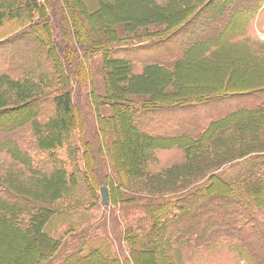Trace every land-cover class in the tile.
<instances>
[{
	"label": "trees",
	"instance_id": "obj_1",
	"mask_svg": "<svg viewBox=\"0 0 264 264\" xmlns=\"http://www.w3.org/2000/svg\"><path fill=\"white\" fill-rule=\"evenodd\" d=\"M40 1L0 0V20H11V23L17 24L9 37L0 40L1 45L14 44V48L9 51V62L3 69L0 68V86L9 84L15 89L17 98L30 94L29 102L36 106L26 120L12 127L5 124L8 115L0 110V150L21 163L30 175L44 182L48 189L50 185L53 186L51 191L55 195L54 200L65 196L71 197L77 205L93 203L100 186V161L94 159L95 163L92 164L88 154L84 153V168L73 164L78 158L71 134L83 128V121L70 91L65 90L72 74L71 43L74 37L78 39L81 33H85L86 26L80 23L76 11L71 10L69 0ZM252 1L230 0L220 7L221 14L213 12L209 17L201 16L200 24L195 25L196 29L179 34L185 36L187 41L196 38L192 43L195 50L202 45L203 39H207L206 46L221 50L219 55L228 61L231 55H238L230 42L234 33L243 30L263 3V0ZM50 2L54 3L53 6ZM6 5H11V12L5 16ZM50 8L54 10L53 19L48 15ZM180 12L177 11V16H181ZM241 19L243 22L238 24ZM54 26L57 31L53 29ZM55 32L57 36H54ZM85 40L81 45L88 44L91 47L92 41ZM112 50L105 51L109 59ZM3 59L1 57L0 61ZM182 61L185 58L176 44L170 52L146 63L145 70L161 68L167 74L177 75L181 71L179 65ZM125 62L127 60L121 66L128 67L129 63ZM164 90L166 88L162 94ZM97 99L99 101V96L92 94L91 101L96 104ZM170 99L172 101L155 100L150 106L137 111L130 100L118 101L119 119L117 115L99 117L100 138L111 136L108 160L114 178L105 177L104 182L109 187L112 202H119L120 197L116 198L118 189L129 176L122 170L118 159L119 143L115 131L121 125L127 129L128 121L137 125L135 132L138 135L152 143L198 151L231 126L255 123L259 118H264V83L254 90H216L209 93L204 89L197 94L184 92ZM204 101L234 104L217 106L219 112L204 120L205 117H201L198 110ZM184 111L186 113L181 120H171V116ZM113 120L118 126L116 129ZM54 122L61 125L52 126ZM162 124L164 129L157 130ZM53 137L55 141L51 140ZM64 147L65 158L57 152ZM252 153L247 157L248 161L253 160L246 172L232 182L212 173L204 183L177 194L167 193V197L160 198L158 205L147 207L146 213L152 224L149 232L141 235L131 227L124 232V240L132 248V262L148 264L146 257H153L154 264H170V256H173L177 246L190 244L195 249H206L219 240L227 239L238 242L236 251L246 257L249 263L264 264V224L258 214L259 210L264 209V149ZM70 164L73 165L72 169ZM52 215L53 210L43 197L33 198L29 194L18 193L0 180V224L6 221L10 225L3 229L0 227V251H3L0 264H8V256L15 251L11 254L7 248H14L18 242L29 246V251L22 255L21 264H122L118 257L100 248L86 247L85 242L66 250L57 260L66 241L63 243L61 238L44 231ZM4 237L8 239L7 244ZM161 247L166 251L169 249V255L168 252L161 254Z\"/></svg>",
	"mask_w": 264,
	"mask_h": 264
},
{
	"label": "rangeland",
	"instance_id": "obj_2",
	"mask_svg": "<svg viewBox=\"0 0 264 264\" xmlns=\"http://www.w3.org/2000/svg\"><path fill=\"white\" fill-rule=\"evenodd\" d=\"M45 1L47 0L40 2ZM226 2L230 0L68 1L71 10L76 11L80 23L86 26V31H83L85 33H81L78 39L74 37L71 43L72 74L70 84L65 88L70 91L73 102L79 107L83 121V128L71 134V142L76 146L78 158L73 164L83 169L84 153L88 154L92 164L95 163L94 159H98L100 186H107L105 177L114 178V172L108 160L111 136L100 138L97 121L99 117L115 115L119 119L118 101L130 100L137 111L150 106L155 100L172 101V96L184 92L197 94L204 89L209 93L216 90H254L264 83V0L255 17L243 30L234 33L235 36L230 42L238 55H231L228 61L219 55L221 50L206 46L207 39H203L202 45L195 50L192 43L196 38L187 41L185 36L179 34L196 29L195 25L200 24L201 16L209 17L213 12L221 14L220 7ZM50 3L53 6L54 3ZM10 9L11 5L4 7L5 16L10 14ZM53 11L48 9V15L52 19ZM177 11H183L180 12L181 16H177ZM242 22L243 20L238 24ZM16 28L17 24L3 19L0 22V40L9 37ZM82 28L85 30V27ZM57 35L55 32L54 36ZM86 38L92 41V48L88 44L81 45ZM176 44L180 47L181 56L185 58L179 65L181 71L177 75L167 74L161 68L145 70L146 63L170 52ZM10 48H14V44H2L0 47V58L4 57L0 61L2 69L9 62ZM107 49H113L109 57L116 59L115 61L108 58L105 53ZM126 60L129 66H121ZM164 88L166 90L162 94ZM14 90L9 84L0 86V110L8 115L4 122L9 127L26 120L36 107L29 102L30 94L17 98ZM170 92L173 94H169ZM92 94L99 96V101L96 100L98 103L91 101ZM233 104L234 102L204 101L198 110L200 116L207 120L219 112L217 106ZM185 113L175 114L171 116V120L179 121ZM158 118L160 119V115ZM114 120L116 129L118 126ZM55 125L61 124L54 122L52 126ZM127 126V129H123L121 125L115 131L119 143L118 159L122 170L129 173V176L118 189L116 198L120 197L119 202H112L110 197L107 205L102 204L99 190L97 199L89 204L77 205L71 197L65 196L54 200L55 195L51 191L53 186L50 185L48 189L44 182L30 175L21 163L0 150V180L18 193L29 194L33 198L43 197L49 202L53 215L46 223L44 231L55 238H61L63 243L66 241V246L58 254L57 260L66 250L85 242L86 247L100 248L109 255L118 257L122 264H134L131 260L132 248L124 240V232L128 227L141 235L149 232L152 224L146 213L147 207H155L161 202V197H167L170 193L177 194L204 183L212 173L232 182L246 172L253 160L248 161L247 157L252 152L264 149L263 117L255 123L231 126L198 151H185L177 146L166 147L152 143L135 132V123L133 125L128 121ZM163 129V124L157 128ZM51 140L55 141V138ZM57 152L66 157L65 147ZM242 154L245 156H240ZM72 166L70 164V169ZM258 214L264 224V209L259 210ZM8 226L10 225L6 221L0 224L1 229ZM3 239L7 244V237ZM237 244V241L222 239L206 249H195L190 244L177 246L173 256H170V264H251L236 251ZM28 249V244L25 246L19 242L14 248H7L11 254L15 251L8 256V264H21L22 255ZM161 249V254L168 252L169 255V249ZM2 252L0 251V256ZM146 258L148 264H154L153 257Z\"/></svg>",
	"mask_w": 264,
	"mask_h": 264
},
{
	"label": "water",
	"instance_id": "obj_3",
	"mask_svg": "<svg viewBox=\"0 0 264 264\" xmlns=\"http://www.w3.org/2000/svg\"><path fill=\"white\" fill-rule=\"evenodd\" d=\"M101 202L103 205H107L110 202L109 188L106 185H102L99 188Z\"/></svg>",
	"mask_w": 264,
	"mask_h": 264
}]
</instances>
